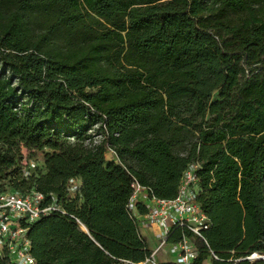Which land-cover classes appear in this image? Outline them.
<instances>
[{
  "label": "trees",
  "instance_id": "trees-1",
  "mask_svg": "<svg viewBox=\"0 0 264 264\" xmlns=\"http://www.w3.org/2000/svg\"><path fill=\"white\" fill-rule=\"evenodd\" d=\"M21 146L44 171L9 192L63 209L22 223L33 264H145L130 183L173 198L196 162L191 264H264V0H0V182Z\"/></svg>",
  "mask_w": 264,
  "mask_h": 264
},
{
  "label": "built area",
  "instance_id": "built-area-1",
  "mask_svg": "<svg viewBox=\"0 0 264 264\" xmlns=\"http://www.w3.org/2000/svg\"><path fill=\"white\" fill-rule=\"evenodd\" d=\"M198 167L197 162L186 167L173 198L156 197L136 180L130 183L131 194L127 207L134 216L141 235L146 240H152L150 254L143 263L172 261L176 264H191L198 255L195 239L202 240L208 247L202 235L208 226V218L197 201L200 185L195 170ZM72 188L76 192L77 185ZM43 198L40 192H32L27 196L16 192L0 193V255L6 256L14 264L34 263L29 252L26 228L22 223L33 222L52 210L63 212L54 202L43 203ZM138 207H142L143 211ZM79 224L83 227L80 222ZM174 226L189 234L182 233L176 241H170L168 237ZM208 250L204 264H210L212 259L218 258L211 249Z\"/></svg>",
  "mask_w": 264,
  "mask_h": 264
},
{
  "label": "rangeland",
  "instance_id": "rangeland-1",
  "mask_svg": "<svg viewBox=\"0 0 264 264\" xmlns=\"http://www.w3.org/2000/svg\"><path fill=\"white\" fill-rule=\"evenodd\" d=\"M90 133V132H88ZM92 133V132H91ZM93 140H97L99 139V135H93ZM68 139H70V141H72V137H68ZM46 149L43 150H35V151H30L27 148L21 146L20 147V152L22 154V157L20 159H16L19 169L14 172L13 174H11L9 177H7L6 179L2 180L0 183V189H2L5 192H9L12 191L13 188L10 186L11 181L9 180L10 178L12 179L14 176L16 175H20L21 178H27L30 175H34L37 176L38 174L42 173L44 171V160H43V152ZM105 158L110 159V158H114V154L110 151L107 150L105 151ZM73 185H77L76 181H69L67 183V188H69L68 192V196H72L73 193ZM24 195H31L30 191H23ZM253 254H251L250 256H248V259L250 261H254L260 257H254L251 258ZM145 264H149V263H145Z\"/></svg>",
  "mask_w": 264,
  "mask_h": 264
},
{
  "label": "crops",
  "instance_id": "crops-1",
  "mask_svg": "<svg viewBox=\"0 0 264 264\" xmlns=\"http://www.w3.org/2000/svg\"><path fill=\"white\" fill-rule=\"evenodd\" d=\"M77 182L79 183V181L77 180ZM147 241H148V245H149V248L151 247V244H152V240L150 238H147Z\"/></svg>",
  "mask_w": 264,
  "mask_h": 264
},
{
  "label": "bare ground",
  "instance_id": "bare-ground-1",
  "mask_svg": "<svg viewBox=\"0 0 264 264\" xmlns=\"http://www.w3.org/2000/svg\"><path fill=\"white\" fill-rule=\"evenodd\" d=\"M254 257H258V255L254 253L253 256H251V258H254Z\"/></svg>",
  "mask_w": 264,
  "mask_h": 264
},
{
  "label": "water",
  "instance_id": "water-1",
  "mask_svg": "<svg viewBox=\"0 0 264 264\" xmlns=\"http://www.w3.org/2000/svg\"><path fill=\"white\" fill-rule=\"evenodd\" d=\"M254 254V253H253ZM253 256V255H252ZM264 255H258V257H260L261 259H264L263 257Z\"/></svg>",
  "mask_w": 264,
  "mask_h": 264
}]
</instances>
